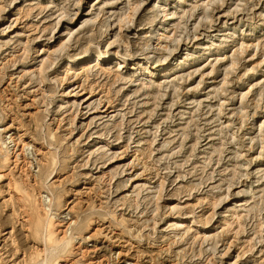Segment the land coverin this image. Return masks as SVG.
<instances>
[{"label":"rangeland","instance_id":"374dc122","mask_svg":"<svg viewBox=\"0 0 264 264\" xmlns=\"http://www.w3.org/2000/svg\"><path fill=\"white\" fill-rule=\"evenodd\" d=\"M0 140V264L14 180L68 264H264V0H0Z\"/></svg>","mask_w":264,"mask_h":264},{"label":"bare ground","instance_id":"6f19581e","mask_svg":"<svg viewBox=\"0 0 264 264\" xmlns=\"http://www.w3.org/2000/svg\"><path fill=\"white\" fill-rule=\"evenodd\" d=\"M131 9V7H130ZM137 9V8H136ZM134 12V9L130 10V12ZM128 13V19L134 17V13ZM88 47V46H87ZM24 49V48H23ZM86 50H88L86 48ZM96 59L100 60L101 56L106 54V50L103 51L97 47L96 49ZM51 53V52H50ZM64 53V52H63ZM86 54V53H85ZM89 54V52H88ZM147 57L145 58V62L147 63ZM44 60V59H43ZM42 60V61H43ZM43 64V62H42ZM39 66V65H38ZM43 66V65H42ZM41 67V66H40ZM39 67V68H40ZM43 68V67H42ZM19 126V125H18ZM17 127V125H16ZM21 127V126H20ZM23 134V132H22ZM19 135V134H17ZM13 135L8 136L9 139H12ZM15 137V136H14ZM20 137V136H19ZM8 140V139H7ZM13 140V139H12ZM11 141V140H10ZM14 141V140H13ZM5 140H0V145H4ZM44 154V152H43ZM46 154V153H45ZM2 155L4 159L8 158L7 151H3ZM20 155V154H19ZM47 155V154H46ZM51 156V155H49ZM18 158V157H17ZM16 158V159H17ZM44 158V157H43ZM53 158V157H52ZM10 159V158H9ZM54 159V158H53ZM8 160V159H7ZM42 160V159H41ZM46 162V161H45ZM19 179V178H18ZM14 180V179H13ZM10 181V180H9ZM20 181V180H19ZM23 183V182H22ZM14 190L17 193L19 200H27V205H22L21 210L24 213L25 222L27 223V227L33 228L34 233L39 234V238L41 240V249L35 254L33 258L29 261L25 262V264H68L67 263V255L70 252V238L71 236L67 235L66 232H62V235L59 236L56 232V228L54 227V217L51 215V210H49L50 206L46 209L39 210V207L35 201V198L30 194H22V190L24 189V185L18 183L16 180L13 181ZM52 184V183H51ZM54 184V183H53ZM11 186V185H10ZM27 189V188H26ZM48 189V188H47ZM14 192V194H15ZM29 192V191H28ZM53 197V195H52ZM52 199L49 198V202ZM18 201V200H17ZM53 201V200H52ZM20 204V203H19ZM42 204V203H41ZM21 205V204H20ZM20 209V208H19ZM49 211V212H48ZM180 214V213H179ZM180 217V216H179ZM171 221V220H170ZM183 221V220H182ZM77 222V221H76ZM193 222V221H192ZM57 223V222H56ZM55 223V224H56ZM89 222H87L88 224ZM90 224V223H89ZM89 224L87 226H89ZM192 224V223H191ZM190 224V225H191ZM60 225V224H59ZM189 225V224H188ZM91 227V226H90ZM193 227V226H192ZM89 228V227H88ZM190 228V227H189ZM61 231V230H60ZM98 231V230H97ZM96 233V232H95ZM184 233H186L184 231ZM183 234V233H182ZM94 235V234H93ZM183 236V235H181ZM73 245V244H72ZM72 248V247H71ZM36 251V250H35ZM69 256V255H68Z\"/></svg>","mask_w":264,"mask_h":264}]
</instances>
